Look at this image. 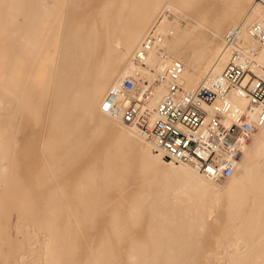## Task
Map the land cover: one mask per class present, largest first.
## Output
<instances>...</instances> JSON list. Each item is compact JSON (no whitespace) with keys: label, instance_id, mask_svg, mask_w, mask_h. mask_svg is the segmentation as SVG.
I'll list each match as a JSON object with an SVG mask.
<instances>
[{"label":"rangeland","instance_id":"obj_1","mask_svg":"<svg viewBox=\"0 0 264 264\" xmlns=\"http://www.w3.org/2000/svg\"><path fill=\"white\" fill-rule=\"evenodd\" d=\"M143 1L70 0L69 14L64 22L58 17L55 20L46 18V26L39 35V47L31 50L27 81L31 80L32 90L25 94V102L13 118L12 127L8 126L5 116L8 111L1 96L5 53H13L12 47L8 50L5 43L12 36L13 40L19 36L21 26L31 18L36 0H18L15 7L0 14V20H5L0 23V264H262L264 261L261 258L263 248L254 242V237H248L247 242L244 238L237 240L236 233L246 234L247 231L237 232L239 228L229 224L223 208L212 213L210 223L201 231L192 225L190 232H181L178 236L183 237V241H161L164 235H158L156 226L150 225L149 201L138 203L135 197L146 190L153 195L161 191L178 201L184 210L189 207L190 219L199 212L196 194L184 188L173 174L172 164L157 162L155 169L143 167L144 147L150 141L141 134L139 137L125 130L126 139L117 149L115 139L124 125L112 118H108L105 127H99L95 115L80 119L74 113L67 120L74 127L72 133L64 137L61 147L49 148L53 141L63 137L46 117L50 98L39 107L38 97L29 94L40 93L42 87L46 89L55 69L59 70L58 76L65 73L61 68L68 51L72 49L80 55L76 26L83 23L87 32L96 23L99 49L81 84L88 89L112 30L111 22L108 26L101 22L100 8L109 4V17L116 16L113 19L115 35L120 36L122 28L134 17ZM168 2L163 1L145 31L161 9L170 4ZM228 2L193 0L190 9L182 12L189 14L170 18L169 24L172 27L174 23L175 34L188 24L197 26V31L207 30L200 20L202 14L207 13L209 20L204 22L209 24L225 14ZM256 4L264 6L263 0H248L246 8ZM165 9L170 12L168 7ZM164 21L163 27L168 26ZM230 22L224 26L222 37ZM216 41L221 44L223 40L217 36ZM169 49L167 47L166 51ZM129 58L130 55L119 70L127 65ZM96 109L99 110V103ZM70 147L76 148L69 154L72 157L55 162L60 155L64 158ZM235 175L240 176L241 169L236 170ZM231 177L223 179L222 185ZM207 181L210 187L216 184ZM249 229L257 233L256 228ZM170 251L173 252L169 254Z\"/></svg>","mask_w":264,"mask_h":264},{"label":"bare ground","instance_id":"obj_2","mask_svg":"<svg viewBox=\"0 0 264 264\" xmlns=\"http://www.w3.org/2000/svg\"><path fill=\"white\" fill-rule=\"evenodd\" d=\"M17 1L0 0V14L5 10L15 7ZM51 1L52 3H50V0H36L34 10L30 14L31 18L26 23H23L19 36L15 40L12 39L13 36H10L12 41L8 40L5 43L7 49H10V47L13 49V51L11 49L12 54H9L10 52L5 53L6 68L4 69V84L1 93L4 99V108L8 111L5 116L8 119L9 127L14 125L13 118H16L25 102V94L32 90L31 80L27 81L31 50H37L39 47L41 40V36L39 35L46 26L44 24L45 19L49 17L55 20L58 17V20L64 22L68 17L70 0H65L64 4H60L62 0ZM163 1L144 0L141 8L134 14V17L122 28L120 36L115 35L116 26L113 24V19L116 16L109 17V4H105L100 8L101 22L107 26L111 22L110 26L112 30L109 33L110 36L92 77L91 84L86 90L81 84L89 72L92 58H95L97 55L100 35L96 23H93L87 32L84 31L83 23L76 26V32L79 34L78 43L81 46L80 55L78 54L79 56H77L75 51L72 49L68 51L67 49V56L64 58L61 68V72L65 71V73L58 76L59 70L55 69L53 77L50 80V85L46 86V89L42 87L40 93L36 95L29 94V96L34 95L33 97H38L39 107H42L45 99L50 98L46 105V117L52 120L55 130L58 134L60 133L59 136H63L50 144V150L61 147L65 140L64 137L72 133L74 127L69 125L67 120L74 113L80 119L95 115L99 127H105L108 118H112L115 122L126 126L128 129L124 126L121 127L120 134L115 139L117 149H120V145L124 143L126 139L124 133L126 131L129 134L144 137L137 126L127 125L119 117L108 115L101 110L102 96L113 83L129 72H137L140 74L143 82L149 81L152 84L151 95L146 102L151 109H154L167 90L168 83L161 76V73L171 60L178 59L184 63L185 68L182 74L183 85L188 90H195L219 74L227 63L226 61L230 58V53L223 51V46L221 47L223 41L221 44L216 41L217 36L223 40L224 35L222 37L221 32L228 21L231 22L227 29L234 25H242V27L246 28V26L253 22L264 25V6L256 4L254 7L250 6L246 8L248 0H229L225 14L218 18L214 17V21L209 22V24L204 22L209 20L206 12L201 17L199 16L203 24L208 27L207 30L201 29L197 31V26L188 24L175 34L172 27H176L174 23H171V27L168 20L177 16H183V14L184 16L188 15L189 13L182 14V12L190 9V3L192 4L193 0H168L170 4L165 5L161 9L155 21L145 31L154 13L162 5ZM125 2L126 0H124ZM166 7L169 9V13H167ZM255 18L256 20L254 21L253 19ZM4 21V19L0 20V23ZM163 21L166 22V25H169L163 27ZM177 23L180 24L179 22ZM151 27H156L161 36L159 39L157 37L154 45L142 50L143 39ZM36 34L37 36H34ZM244 37L248 41L247 43L256 44L247 35ZM45 42L47 44L48 39ZM67 43L65 47H68ZM71 47L73 48V46ZM167 47H170L168 51H166ZM190 48L193 49L190 51ZM220 48L222 49L220 50ZM161 49H163L165 55L161 53ZM64 54L65 52L63 56ZM129 55V62L119 70ZM68 56L69 58H67ZM258 58L264 64V45L258 48ZM58 64L61 65V63ZM76 71H79V73ZM113 78L114 80L109 85ZM52 94H54L53 106L50 105ZM234 100L240 103L244 101L237 97H234ZM98 103L100 111L96 109ZM154 118L155 115L153 113L152 119ZM9 131L8 138L11 139L12 135ZM149 141L145 144L142 155L143 167L155 169L157 162L172 164L173 174L181 180L184 188L196 194L199 204V212L194 216L195 218L189 219V207L186 206L188 208L184 210V207L182 208L181 205H178L180 204L177 203L178 201L171 200L169 197L163 195L161 191H158L155 195L148 190L138 193L135 197L138 203L142 200L149 201L148 208L152 214L150 225L152 227L156 226L154 229L157 234L159 233L160 236L161 234L164 235L161 241L172 240V243L176 240L183 241L184 238L178 236L181 232H190L192 225V227L195 225L201 231L202 228L210 223L209 220L212 213L218 208H223L229 224L239 228L237 232L247 231L246 234L236 233L237 240L244 238L247 242L248 237H254V242H258L263 248L261 258L264 260V125L254 131L250 138H248L246 145L238 154L233 173L228 177L220 179H213L210 176L199 173L189 164L177 163L165 158L158 150L156 144L151 140ZM74 150H76L75 147L68 148V153L64 154V158L63 155H60L56 158L55 162L69 160L72 157L69 154L73 153ZM238 169H241L240 176L235 175V171ZM1 171L2 168L0 169V173ZM230 176H232L230 181L226 185H222L223 179H227ZM207 179L218 185L215 184L213 187H210ZM249 228H256L257 233L249 232ZM132 241L139 242L141 240L132 239ZM172 252L170 251L169 254ZM261 263L264 264V261H261Z\"/></svg>","mask_w":264,"mask_h":264},{"label":"built area","instance_id":"obj_3","mask_svg":"<svg viewBox=\"0 0 264 264\" xmlns=\"http://www.w3.org/2000/svg\"><path fill=\"white\" fill-rule=\"evenodd\" d=\"M245 35L256 44L247 43ZM160 36L156 27H151L142 50L154 45ZM263 45V24L234 25L223 37V51H228L230 58L208 83L186 89L182 82L185 65L173 59L161 73L168 85L154 109L146 102L152 84L143 82L137 72L113 83L100 108L127 125L137 126L165 158L189 164L213 179L228 177L248 138L264 125V64L258 58V48ZM234 97L244 101L237 102Z\"/></svg>","mask_w":264,"mask_h":264}]
</instances>
